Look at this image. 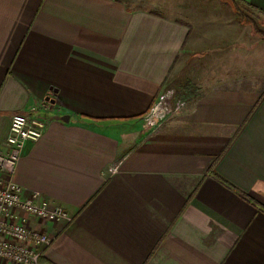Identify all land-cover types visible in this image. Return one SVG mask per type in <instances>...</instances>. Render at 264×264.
Here are the masks:
<instances>
[{
    "label": "crops",
    "instance_id": "obj_1",
    "mask_svg": "<svg viewBox=\"0 0 264 264\" xmlns=\"http://www.w3.org/2000/svg\"><path fill=\"white\" fill-rule=\"evenodd\" d=\"M182 1L0 0V150L50 98L14 180L73 216H26L45 264H264V37ZM167 90L186 105L159 123Z\"/></svg>",
    "mask_w": 264,
    "mask_h": 264
},
{
    "label": "built area",
    "instance_id": "obj_2",
    "mask_svg": "<svg viewBox=\"0 0 264 264\" xmlns=\"http://www.w3.org/2000/svg\"><path fill=\"white\" fill-rule=\"evenodd\" d=\"M174 90H167L157 100L156 109L169 119L185 107ZM50 98L30 114H14L8 136L0 150V264H45L44 251L53 238L27 225L26 216L43 223L73 221V216L61 206H56L41 193L33 191L26 195L14 176L28 142L39 141L48 126V119L41 111H49ZM115 171L117 168L114 169Z\"/></svg>",
    "mask_w": 264,
    "mask_h": 264
},
{
    "label": "rangeland",
    "instance_id": "obj_3",
    "mask_svg": "<svg viewBox=\"0 0 264 264\" xmlns=\"http://www.w3.org/2000/svg\"><path fill=\"white\" fill-rule=\"evenodd\" d=\"M125 1L133 8L157 9V10H161L165 13L170 12L169 10H172V7H174L175 5L178 7V6H181L183 4L182 0H125ZM166 7L171 8V9L166 10L167 9ZM253 18L256 19V16H254ZM258 23H260L259 26L261 25L260 26L261 30L264 31V22L262 20H261V22H260V20H258ZM152 118L154 119V115L152 116ZM155 120H157V121L160 120L159 123H161L163 121H167V118H165L163 115H161V117L157 116Z\"/></svg>",
    "mask_w": 264,
    "mask_h": 264
},
{
    "label": "trees",
    "instance_id": "obj_4",
    "mask_svg": "<svg viewBox=\"0 0 264 264\" xmlns=\"http://www.w3.org/2000/svg\"><path fill=\"white\" fill-rule=\"evenodd\" d=\"M229 3L232 5L237 17L239 18V20L249 26L252 27L253 32L255 34H258L260 36L264 37V31L261 30V25L259 26L260 23H258V20L261 19L260 17L255 13V11H253V9H250L249 7H247L242 0H229ZM256 16V19H254L253 17Z\"/></svg>",
    "mask_w": 264,
    "mask_h": 264
}]
</instances>
